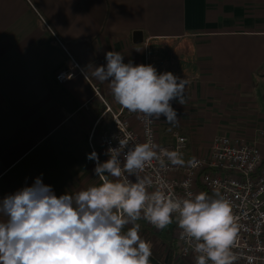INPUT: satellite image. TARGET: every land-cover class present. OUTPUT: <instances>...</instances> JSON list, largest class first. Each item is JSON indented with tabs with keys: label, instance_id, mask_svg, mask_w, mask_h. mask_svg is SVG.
<instances>
[{
	"label": "crops",
	"instance_id": "0c3cea01",
	"mask_svg": "<svg viewBox=\"0 0 264 264\" xmlns=\"http://www.w3.org/2000/svg\"><path fill=\"white\" fill-rule=\"evenodd\" d=\"M55 36L114 109L109 82L91 75L108 51L189 79L184 105L171 102L178 123L161 116L157 133L163 144L174 130L186 135L190 158L218 134L253 139L264 129L245 119L264 91V0H0V201L37 177L57 196L101 182L87 157L105 107L84 76L56 80L69 57ZM137 223L140 235L150 228Z\"/></svg>",
	"mask_w": 264,
	"mask_h": 264
},
{
	"label": "clouds",
	"instance_id": "9594fccd",
	"mask_svg": "<svg viewBox=\"0 0 264 264\" xmlns=\"http://www.w3.org/2000/svg\"><path fill=\"white\" fill-rule=\"evenodd\" d=\"M105 59L106 66L95 67L91 75L109 82L119 105L142 114L148 124L161 116L178 123L171 102L184 105L189 79L158 73L151 64L125 63L115 50ZM107 154L103 163L96 151L87 157L96 161L99 184L57 196L37 177L0 201V264H150L152 246L139 234L140 219L158 229L175 222L181 239L196 253L195 264H234L237 223L224 193L189 190L179 195L142 175L153 160L163 166L165 157L183 165L179 152L159 148L149 138L132 145L119 140V147ZM128 224L133 226L125 230Z\"/></svg>",
	"mask_w": 264,
	"mask_h": 264
},
{
	"label": "built area",
	"instance_id": "2783aa9c",
	"mask_svg": "<svg viewBox=\"0 0 264 264\" xmlns=\"http://www.w3.org/2000/svg\"><path fill=\"white\" fill-rule=\"evenodd\" d=\"M55 37L69 57L68 63L57 71L56 80L60 84H66L78 75L84 76L91 87V99L99 100L105 107L95 121L89 137L92 152L98 153L99 161L102 159L97 146L109 158L108 149L119 147V140L123 139H127L132 145L150 138L159 148L179 152L185 161L183 165H173L165 157L163 166L160 161L153 160L142 175L151 177L154 186L162 182L179 195L189 190L197 193L216 189L224 193L231 200L237 223V237L232 249L236 256L234 264H264V129L257 130L253 139L218 135L206 154L188 158L189 138L186 135L174 130L169 143H160L158 119L153 118L152 123L148 124L142 114L129 112L122 106L114 109L101 94L100 87L88 74L85 76L81 63ZM108 116L109 120L106 119ZM102 120L103 129L99 131ZM189 161L192 163L189 164ZM147 224L152 230H161L149 222ZM180 232L178 226L174 225L175 239L180 247L175 264H195L196 253L192 246L181 239Z\"/></svg>",
	"mask_w": 264,
	"mask_h": 264
},
{
	"label": "trees",
	"instance_id": "16d2710c",
	"mask_svg": "<svg viewBox=\"0 0 264 264\" xmlns=\"http://www.w3.org/2000/svg\"><path fill=\"white\" fill-rule=\"evenodd\" d=\"M100 124L101 127L99 131L103 129L104 121L102 120ZM148 229L149 230H144L140 236L151 243L152 255L163 264H175L180 252V247L176 240H174L173 243H169L160 238L163 229L159 231L152 230L151 228Z\"/></svg>",
	"mask_w": 264,
	"mask_h": 264
},
{
	"label": "rangeland",
	"instance_id": "374dc122",
	"mask_svg": "<svg viewBox=\"0 0 264 264\" xmlns=\"http://www.w3.org/2000/svg\"><path fill=\"white\" fill-rule=\"evenodd\" d=\"M263 88H264V86H263ZM251 97H254V106L252 107V109L254 110V111H257V113L255 114L254 112H249V115H250V117H247V118H245L246 120H250L251 121V119L252 118H257V119H263L264 120V91L263 92H261L260 90H256V93L254 92L253 93V95L251 96ZM109 119V116L107 117V120ZM242 122H244V121H242ZM244 123H246V122H244ZM184 125V124H183ZM183 125H181V126H178V128H184V126ZM238 128H242V125H240V126H237ZM186 129H188V127L186 128ZM259 129H261V128H259ZM189 130V129H188ZM140 131V136H142V132H141V130H139ZM218 135H221V134H218ZM217 135V136H218ZM227 135V134H226ZM242 138H247V137H245V136H241ZM248 139V138H247ZM214 140H215V138H214ZM214 140L211 142V145H210V148H212V146H213V144H214ZM209 148V149H210ZM98 151H99V153H100V155H101V159H102V163L104 162V161H106L107 159H109V158H107L105 155H104V152L102 151V148H98ZM187 155H188V158H190L189 157V149H188V153H187ZM192 158V157H191ZM109 179H113V178H111V177H109ZM174 225H176V223L174 222L173 224H170V225H168L166 228H164L163 229V232H162V234L160 235V238H162V239H164V240H166L167 242H169V243H173L174 242V240H176L175 239V233H174ZM128 228H131V225L130 224H128V225H126L125 226V230H127ZM165 229H166V231H165ZM177 242V241H176ZM178 254V253H177Z\"/></svg>",
	"mask_w": 264,
	"mask_h": 264
},
{
	"label": "water",
	"instance_id": "95a60500",
	"mask_svg": "<svg viewBox=\"0 0 264 264\" xmlns=\"http://www.w3.org/2000/svg\"><path fill=\"white\" fill-rule=\"evenodd\" d=\"M211 193V192H209ZM150 264H163L158 259H156L153 255L150 257Z\"/></svg>",
	"mask_w": 264,
	"mask_h": 264
}]
</instances>
